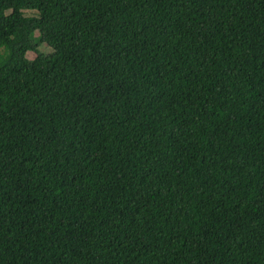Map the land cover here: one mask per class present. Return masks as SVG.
<instances>
[{
  "label": "trees",
  "instance_id": "1",
  "mask_svg": "<svg viewBox=\"0 0 264 264\" xmlns=\"http://www.w3.org/2000/svg\"><path fill=\"white\" fill-rule=\"evenodd\" d=\"M0 264H264V0H0Z\"/></svg>",
  "mask_w": 264,
  "mask_h": 264
},
{
  "label": "rangeland",
  "instance_id": "2",
  "mask_svg": "<svg viewBox=\"0 0 264 264\" xmlns=\"http://www.w3.org/2000/svg\"><path fill=\"white\" fill-rule=\"evenodd\" d=\"M35 11H36V10H35ZM35 11H31V10L27 9V10L25 11V13H26L27 15H35V14H36ZM35 36H36L37 38L39 37V32H38V31H36ZM39 49H40L41 52H43V53H49V52L52 50L49 46H47V45L44 44V43H41ZM35 56H36V53H35V52H28V57H29V58L33 59V58H35Z\"/></svg>",
  "mask_w": 264,
  "mask_h": 264
}]
</instances>
